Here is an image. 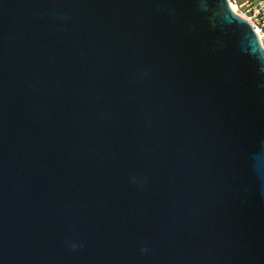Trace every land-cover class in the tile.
Instances as JSON below:
<instances>
[{
	"label": "water",
	"instance_id": "water-1",
	"mask_svg": "<svg viewBox=\"0 0 264 264\" xmlns=\"http://www.w3.org/2000/svg\"><path fill=\"white\" fill-rule=\"evenodd\" d=\"M0 264H264V51L227 0H0Z\"/></svg>",
	"mask_w": 264,
	"mask_h": 264
},
{
	"label": "built area",
	"instance_id": "built-area-1",
	"mask_svg": "<svg viewBox=\"0 0 264 264\" xmlns=\"http://www.w3.org/2000/svg\"><path fill=\"white\" fill-rule=\"evenodd\" d=\"M232 11L256 32L264 51V0H227Z\"/></svg>",
	"mask_w": 264,
	"mask_h": 264
}]
</instances>
